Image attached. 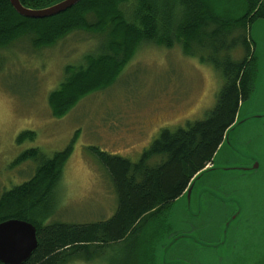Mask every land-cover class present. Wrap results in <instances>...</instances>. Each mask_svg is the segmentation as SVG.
Returning a JSON list of instances; mask_svg holds the SVG:
<instances>
[{"label":"rangeland","instance_id":"obj_1","mask_svg":"<svg viewBox=\"0 0 264 264\" xmlns=\"http://www.w3.org/2000/svg\"><path fill=\"white\" fill-rule=\"evenodd\" d=\"M182 1L161 0L164 11L172 9L176 16L182 13ZM200 1L235 18L244 11L237 0ZM129 4L127 12L135 10V0ZM247 36L254 41L258 63L255 89L237 113L244 122L214 157V170L195 184L206 191L201 201L174 202L157 223L166 226L167 220L170 226L159 229L160 236L151 238L144 227L137 238L104 248L91 262L69 264L264 261V118H259L264 115V21L257 20ZM104 40L103 34L75 31L52 47L36 49L29 38H21L0 49V196L36 173L39 162L16 163L21 154L37 149L50 158L71 145L48 223L109 220L117 197L91 149L136 163L161 130L203 120L223 84L212 67L184 55L178 45L144 43L110 87L84 97L63 118H53L48 97L64 82L65 68L84 65L87 55L97 56ZM244 54L241 48L232 53L235 60ZM25 132H33L34 139L18 143ZM254 163L259 164L256 170Z\"/></svg>","mask_w":264,"mask_h":264},{"label":"trees","instance_id":"obj_2","mask_svg":"<svg viewBox=\"0 0 264 264\" xmlns=\"http://www.w3.org/2000/svg\"><path fill=\"white\" fill-rule=\"evenodd\" d=\"M19 1L26 8L42 9L62 0ZM237 1L244 11L236 18L227 16L225 9L214 12L200 0H183L179 16L172 9L164 11L167 7L161 0H135V10L130 12L129 0H81L55 17L32 20L17 15L8 0H0V49L21 38H29L36 49L52 47L75 31L105 36L97 56L87 55L84 65L65 68L64 82L48 97L53 118H63L84 97L110 87L144 43L164 48L178 45L184 55L212 67L223 79L216 102L203 120L174 131L161 130L136 163L91 149L117 197L109 220L48 223L71 145L50 158L37 149L21 154L16 163L30 159L39 165L29 181L1 194L0 223L15 219L36 228L38 246L25 264L91 262L104 248L137 238L144 227L151 238L168 228L157 224L160 216L212 164L239 106L252 91L254 45L247 33L256 20L264 19V0ZM239 48L245 54L235 60L232 53ZM28 137L33 140L35 134L22 133L17 142Z\"/></svg>","mask_w":264,"mask_h":264},{"label":"water","instance_id":"obj_3","mask_svg":"<svg viewBox=\"0 0 264 264\" xmlns=\"http://www.w3.org/2000/svg\"><path fill=\"white\" fill-rule=\"evenodd\" d=\"M8 1L11 7L13 8V10L20 17L26 18V19H32V20H42V19L55 17L61 13L66 12L67 10L76 6L81 0H62L58 3H55L49 7L42 8V9L26 8L22 6L19 0H8ZM261 20L264 21V19H258V21H261ZM255 22L253 24H255ZM251 41L254 42L252 39ZM254 64H255L256 72H255V79L253 81L251 93L254 91L256 81H257L258 63H256L255 56H254ZM242 104L239 106V109L242 106ZM262 117L264 118V115L260 116L259 118H262ZM243 122L244 121H240L238 117L236 116L234 124L231 127H229L228 130L225 132L223 142L218 148L214 157L223 148V146L228 142L230 132L236 126H238L239 124H242ZM211 165L207 166L204 170L198 173L190 181L185 192L175 202L180 201L181 199L186 200L187 204L191 203L192 200H195L198 202L201 201V198L202 196L206 194V191H204V189L200 190V189L195 188V184L204 174L209 173L214 170V168ZM258 167H259V164L254 163L253 170L258 169ZM199 190L202 193H199ZM233 217L235 218L236 216L234 215ZM231 220H234V219H231ZM231 220L229 221V223L231 222ZM166 225L167 227H170L168 225L167 220H166ZM37 246H38L37 231H36V228L32 224L25 222V221L15 220V219H9V220H6L0 223V263L1 264H25L30 259V257L36 250Z\"/></svg>","mask_w":264,"mask_h":264}]
</instances>
